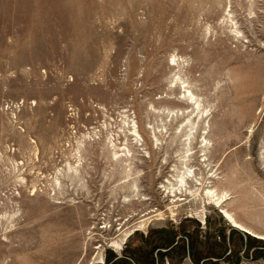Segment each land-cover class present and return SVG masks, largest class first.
Segmentation results:
<instances>
[{
  "label": "rangeland",
  "instance_id": "rangeland-1",
  "mask_svg": "<svg viewBox=\"0 0 264 264\" xmlns=\"http://www.w3.org/2000/svg\"><path fill=\"white\" fill-rule=\"evenodd\" d=\"M208 189L264 234V0H0V264H264Z\"/></svg>",
  "mask_w": 264,
  "mask_h": 264
},
{
  "label": "bare ground",
  "instance_id": "bare-ground-1",
  "mask_svg": "<svg viewBox=\"0 0 264 264\" xmlns=\"http://www.w3.org/2000/svg\"><path fill=\"white\" fill-rule=\"evenodd\" d=\"M193 95V94H192ZM191 96V95H190ZM192 98V97H191ZM190 98V99H191ZM197 103V102H196ZM197 105V104H196ZM187 170V169H186ZM188 174L192 173V170H187ZM180 177V175H179ZM181 181L182 182H185V177L182 175L181 177ZM202 183V182H201ZM174 185V184H173ZM185 185V183H184ZM197 185V184H196ZM173 187V186H172ZM206 190V189H205ZM198 191V190H197ZM208 194H211L212 196V199L215 201L216 205L219 206L221 208V211L224 213V216L232 223V225L238 229H240L241 231H244L246 233H249L250 235H253L255 237H258V238H262L264 239V234H261V233H258L256 232L253 228L249 227L248 225L242 223L241 221H239L233 213H231L229 210H227L225 207H224V202H226L228 200V197H227V193L224 192L222 194H218L216 192H214L213 189H208ZM173 194V193H172ZM199 194V193H198ZM209 198V197H208ZM211 199V198H210ZM212 202V200H211ZM210 202V204H211ZM215 206V205H214ZM158 215V214H157ZM161 215V213H160ZM162 216V215H161ZM204 216V215H203ZM152 217V216H151ZM153 218V217H152ZM205 219V218H204ZM205 222V221H204ZM132 232V231H131ZM130 233H126L125 236L120 240V241H113L112 242V245H117V247L120 249L123 248V242L125 241L126 237L129 235ZM116 248V247H115Z\"/></svg>",
  "mask_w": 264,
  "mask_h": 264
}]
</instances>
